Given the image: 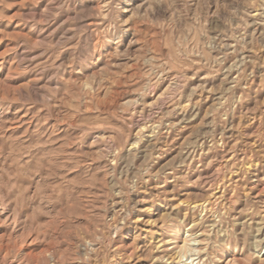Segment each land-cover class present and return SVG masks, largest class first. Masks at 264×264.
Listing matches in <instances>:
<instances>
[{
    "label": "rangeland",
    "instance_id": "1",
    "mask_svg": "<svg viewBox=\"0 0 264 264\" xmlns=\"http://www.w3.org/2000/svg\"><path fill=\"white\" fill-rule=\"evenodd\" d=\"M0 264H264V0H0Z\"/></svg>",
    "mask_w": 264,
    "mask_h": 264
},
{
    "label": "bare ground",
    "instance_id": "2",
    "mask_svg": "<svg viewBox=\"0 0 264 264\" xmlns=\"http://www.w3.org/2000/svg\"><path fill=\"white\" fill-rule=\"evenodd\" d=\"M168 254V253H167Z\"/></svg>",
    "mask_w": 264,
    "mask_h": 264
}]
</instances>
